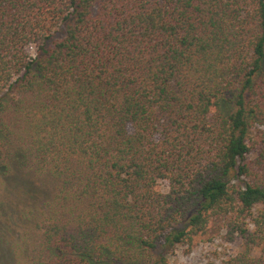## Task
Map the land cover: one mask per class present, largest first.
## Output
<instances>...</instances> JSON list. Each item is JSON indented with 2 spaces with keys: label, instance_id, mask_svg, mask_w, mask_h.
<instances>
[{
  "label": "trees",
  "instance_id": "trees-1",
  "mask_svg": "<svg viewBox=\"0 0 264 264\" xmlns=\"http://www.w3.org/2000/svg\"><path fill=\"white\" fill-rule=\"evenodd\" d=\"M13 184L0 264H264V0H0Z\"/></svg>",
  "mask_w": 264,
  "mask_h": 264
},
{
  "label": "rangeland",
  "instance_id": "rangeland-1",
  "mask_svg": "<svg viewBox=\"0 0 264 264\" xmlns=\"http://www.w3.org/2000/svg\"><path fill=\"white\" fill-rule=\"evenodd\" d=\"M29 53L33 55L35 53V47H30ZM16 186H18V184L11 185L9 190L3 195V207L1 209L2 212H0L1 221L5 220L6 214L14 213L16 207L26 200L25 197H19L20 195L17 193H20V191L14 188ZM9 217L12 219L11 222H8L12 231L19 232L24 228L21 221L13 220L14 214L6 218ZM238 249L239 246L237 243H228L217 238L213 242L195 244L188 250L186 247H181V249L176 250L174 254L170 255L167 260L168 264H222L223 259L237 252Z\"/></svg>",
  "mask_w": 264,
  "mask_h": 264
}]
</instances>
